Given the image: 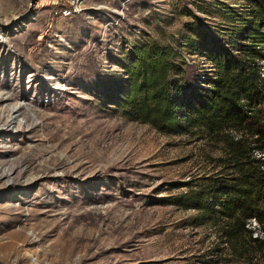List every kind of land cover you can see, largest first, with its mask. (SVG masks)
Instances as JSON below:
<instances>
[{"label":"rangeland","instance_id":"obj_1","mask_svg":"<svg viewBox=\"0 0 264 264\" xmlns=\"http://www.w3.org/2000/svg\"><path fill=\"white\" fill-rule=\"evenodd\" d=\"M245 6L0 0V110L13 120L0 124V242L25 233L26 264H245L213 223L195 225L193 210L167 201L182 182L219 170V141L159 132L120 106L126 63L147 43L171 49L183 96L206 87L209 59L185 39L235 28L232 9ZM253 156L264 160V150Z\"/></svg>","mask_w":264,"mask_h":264},{"label":"trees","instance_id":"obj_2","mask_svg":"<svg viewBox=\"0 0 264 264\" xmlns=\"http://www.w3.org/2000/svg\"><path fill=\"white\" fill-rule=\"evenodd\" d=\"M244 1L245 7L232 9L235 28L201 29V44L185 39L209 59L206 87L183 96L179 77H172L174 70L182 71L171 49L147 43L135 47L126 63L120 106L127 117L159 132L219 141V170L182 182L185 190L167 201L193 210L195 225L213 223L229 254L245 264H264V160L253 156L264 150V89L257 76L258 61L264 60V0Z\"/></svg>","mask_w":264,"mask_h":264},{"label":"bare ground","instance_id":"obj_3","mask_svg":"<svg viewBox=\"0 0 264 264\" xmlns=\"http://www.w3.org/2000/svg\"><path fill=\"white\" fill-rule=\"evenodd\" d=\"M2 100L3 99L0 98V101H2ZM10 113H11V110H9L7 108V106L0 110V124L2 126H4L6 128V130H7L8 126L13 122L12 119L10 120ZM27 120L29 121L30 119L27 118ZM5 176L6 175H4L3 173H0V177H5ZM44 234L47 235V233H44ZM18 242L20 244H18ZM30 243H31V240L22 231L20 233H18V235H16L14 238L12 236L8 235L7 240L5 242H0V264H26L28 261L26 260L25 253L23 252V251H25L23 246L30 244ZM66 246H67V243L62 242V243H60L59 247L62 249V247L66 248ZM42 254L45 255L46 256L45 258L50 260V262L54 261V258H51V257H53V254H48V253H42ZM63 254H65V253H63ZM54 256H56V253L54 254ZM61 261H63V260H61ZM71 262H72L71 258H66L64 264L65 263L71 264Z\"/></svg>","mask_w":264,"mask_h":264}]
</instances>
